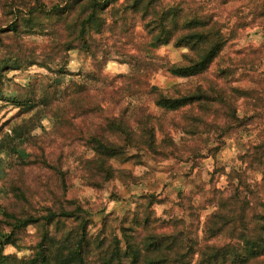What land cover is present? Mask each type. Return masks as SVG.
Listing matches in <instances>:
<instances>
[{"label":"trees","instance_id":"1","mask_svg":"<svg viewBox=\"0 0 264 264\" xmlns=\"http://www.w3.org/2000/svg\"><path fill=\"white\" fill-rule=\"evenodd\" d=\"M234 1L222 0L225 5ZM206 4L203 0L11 2L9 8L28 9L21 14L24 16H15L5 33L18 31L25 16L46 19L40 26L47 30L43 36L48 42L36 59L37 51L27 52L30 64L35 60L42 66L55 64L59 66L56 72L65 76L70 73L64 71L63 60L70 51L84 50L93 60L92 70L81 80H73L64 90L60 84L53 88L58 103L55 108L60 111L61 104H68L62 116L68 120L74 139L81 136L79 140L90 151L80 161L81 178L90 186L100 188L119 178L121 171L114 167L115 161L135 157L188 163L217 158L225 145L224 138L245 126L238 114L244 89L234 85L231 69L222 68L215 77L209 74L228 39L226 25ZM108 33L135 50L132 55L119 54L130 68L119 75L123 78L119 86L107 84L102 74L111 56L110 45L103 42ZM170 44L184 50L180 61L171 62L156 53ZM158 69L191 78L196 85L161 87L152 82ZM144 95L159 115L150 112L149 107L142 108L137 120L133 118L135 113H116L105 107L125 97ZM46 97L40 99L41 112L48 117L54 103ZM82 115L101 117L102 121L95 128L83 130L76 122ZM52 116L58 118V114ZM178 130L183 134L179 139ZM129 149L135 154L130 155ZM31 155L24 150L25 157ZM239 158L243 165L248 158L255 169L264 170L262 145ZM221 173L227 177V186L221 188L211 182L208 189L198 187L196 196L185 193L177 203L182 214L158 215L156 205L165 200L147 192L122 217L106 215L95 237L90 234L89 211L76 200L71 202V209L63 202L56 208L55 203L40 216L23 218L4 211L0 218V258L4 245L18 230L37 224L49 248L29 264H264V182L250 183L247 167H233L228 172L224 168ZM60 176L65 186L66 176L61 172ZM62 199L69 201L65 196ZM210 207L212 210L203 218L202 212ZM62 218L77 223L56 238L52 228Z\"/></svg>","mask_w":264,"mask_h":264},{"label":"rangeland","instance_id":"2","mask_svg":"<svg viewBox=\"0 0 264 264\" xmlns=\"http://www.w3.org/2000/svg\"><path fill=\"white\" fill-rule=\"evenodd\" d=\"M46 1L49 3L51 0ZM203 1L226 25L228 39L209 74L215 77L220 69H231L236 80L234 85L244 89V96L238 102V114L244 118L245 126L224 138L225 145L217 158L208 157L188 163L135 157L126 162L115 161L114 167L121 171L119 178L95 188L81 178L80 172V161L82 157L89 156L90 151L79 140L81 136L74 139L71 135L68 120L62 116L69 106L61 104L62 110L59 111L55 108L58 103L53 94L56 84L64 90L73 80H81L92 70V58L81 49L70 51L63 60L64 71L70 73L65 76L56 72L59 66L55 64L42 66L39 60L30 64L27 52L37 51L36 59L48 42V38L43 36L47 30L40 26L46 19L22 17L18 31L5 33L15 16H24L21 14L28 8H9L13 0H0V218H3L4 211L23 218L46 215L47 207L56 203V208H59L63 202L67 209H71L74 205L71 202L76 200L89 211L87 217L92 221L90 234L95 237L106 215L122 217L133 210L139 197L147 192L159 194L165 200L156 205V209L158 215L167 217L182 214L177 203L185 193L196 196L200 187L208 189L211 182L221 188L226 187L227 177L221 173L224 168L228 172L233 167H247L250 183L264 182V170L255 169L256 165L248 158L243 165L239 158L251 152L254 146L262 145L264 167V0H235L228 5L222 0ZM49 21L45 23L48 25ZM140 31L137 28V32ZM105 37L103 42L110 45L111 56L102 74L107 84L119 86L123 83L119 75L130 69L122 63L124 58L119 54L132 55L135 50L123 44L124 40L116 41L118 37L112 38L109 33ZM183 52L172 44L156 51L171 62L180 61ZM152 82L164 88L196 85L195 80L175 76L164 69L156 71ZM44 96L54 103L48 117L41 112L40 99ZM105 107L116 113H135L133 118L137 120L143 113L142 108L149 107L150 112L160 114L145 95L125 97L117 104L108 103ZM54 114H58L56 120L52 116ZM173 115L170 113L169 116ZM101 121V117L83 115L76 120L83 130L95 128ZM181 135L178 130L177 138ZM25 149L32 153L30 157L24 156ZM128 153L133 155L135 150L129 149ZM60 172L66 176L65 186L60 182ZM262 191L264 196V185ZM64 196L68 202L62 199ZM211 210L210 207L203 211L202 217ZM76 223L62 218L53 226L52 232L59 238L64 230ZM48 248L49 242H43L40 226L30 224L18 230L11 242L4 245L0 264H29L42 250L47 253Z\"/></svg>","mask_w":264,"mask_h":264}]
</instances>
